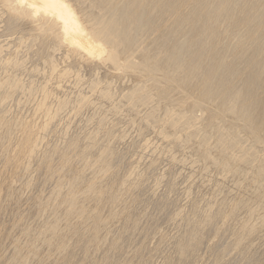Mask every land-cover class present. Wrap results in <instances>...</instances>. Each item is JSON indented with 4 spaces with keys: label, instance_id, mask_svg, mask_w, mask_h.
<instances>
[{
    "label": "bare ground",
    "instance_id": "6f19581e",
    "mask_svg": "<svg viewBox=\"0 0 264 264\" xmlns=\"http://www.w3.org/2000/svg\"><path fill=\"white\" fill-rule=\"evenodd\" d=\"M0 264H264V0H0Z\"/></svg>",
    "mask_w": 264,
    "mask_h": 264
},
{
    "label": "rangeland",
    "instance_id": "374dc122",
    "mask_svg": "<svg viewBox=\"0 0 264 264\" xmlns=\"http://www.w3.org/2000/svg\"><path fill=\"white\" fill-rule=\"evenodd\" d=\"M198 115H200V116H201V112H200V113H198ZM200 116H198V117H200Z\"/></svg>",
    "mask_w": 264,
    "mask_h": 264
}]
</instances>
